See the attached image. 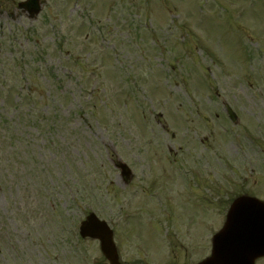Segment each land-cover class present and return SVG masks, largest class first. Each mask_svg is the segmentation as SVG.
I'll return each instance as SVG.
<instances>
[{
	"label": "rangeland",
	"instance_id": "rangeland-1",
	"mask_svg": "<svg viewBox=\"0 0 264 264\" xmlns=\"http://www.w3.org/2000/svg\"><path fill=\"white\" fill-rule=\"evenodd\" d=\"M55 1L0 13V264H107L92 210L123 264L200 261L234 183L263 190L264 0Z\"/></svg>",
	"mask_w": 264,
	"mask_h": 264
},
{
	"label": "water",
	"instance_id": "water-1",
	"mask_svg": "<svg viewBox=\"0 0 264 264\" xmlns=\"http://www.w3.org/2000/svg\"><path fill=\"white\" fill-rule=\"evenodd\" d=\"M124 172H127L126 169H124ZM233 213V212H232ZM238 214V210L236 209L234 211V215H233V225H230V230L227 233V235L225 236H229L234 227H236L237 225V220H236V216ZM232 221V219H230ZM241 222V221H240ZM96 223V219L94 216H90L88 221L85 222L83 224V229L85 231H88L90 229V227ZM241 227V225H239V228ZM111 237L106 238L107 240L103 243V249L106 252V254L108 255V257L111 259V263L112 264H117V255L115 253V249H114V245L111 242ZM220 238V237H218ZM218 243V239L216 241V244ZM237 243L233 242L231 239L227 238L224 239L223 242V252H222V256H220V254H218V250L217 247H215V252H214V256L213 258L209 259L208 261H205L201 264H253L254 260L253 257L252 259H247L245 258V255L247 253V251L251 250L250 245H241V248L237 247ZM257 253H254L253 256H256Z\"/></svg>",
	"mask_w": 264,
	"mask_h": 264
}]
</instances>
